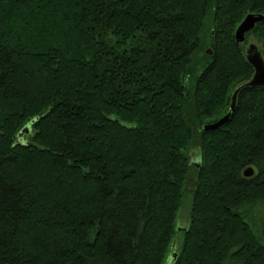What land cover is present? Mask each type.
Masks as SVG:
<instances>
[{
	"label": "trees",
	"instance_id": "16d2710c",
	"mask_svg": "<svg viewBox=\"0 0 264 264\" xmlns=\"http://www.w3.org/2000/svg\"><path fill=\"white\" fill-rule=\"evenodd\" d=\"M264 0H0V264H264ZM24 137V138H23ZM199 147L191 164L188 146ZM250 166L251 176L243 171Z\"/></svg>",
	"mask_w": 264,
	"mask_h": 264
},
{
	"label": "water",
	"instance_id": "95a60500",
	"mask_svg": "<svg viewBox=\"0 0 264 264\" xmlns=\"http://www.w3.org/2000/svg\"><path fill=\"white\" fill-rule=\"evenodd\" d=\"M263 21H264V12L247 13L235 29L234 32L235 40L239 43L243 42L246 39V33L250 32L257 23ZM244 55L246 57L247 62L253 67L252 77L248 81L244 82L243 84L235 88L231 96V104L227 113L220 116L214 121L204 124L203 129L205 131L216 130L230 120L232 112L234 111V107H235L236 95L241 88L264 86V59L260 51L258 50L257 45L253 42H249L244 48ZM252 173H253V169L250 166L246 167L243 171L244 176H251Z\"/></svg>",
	"mask_w": 264,
	"mask_h": 264
},
{
	"label": "rangeland",
	"instance_id": "374dc122",
	"mask_svg": "<svg viewBox=\"0 0 264 264\" xmlns=\"http://www.w3.org/2000/svg\"><path fill=\"white\" fill-rule=\"evenodd\" d=\"M249 42H253L256 45H258L257 39L253 36H249L247 38L245 46ZM187 152H188V158H189V161L191 162V164H198L199 159H200L199 147L196 144L191 143L188 146ZM194 176H195L194 172L191 171L187 177L186 182H185L184 197H183L182 202L178 208L176 218H175V227L177 229V232L173 236V239L169 245L168 254L166 256L167 258L165 259V262L163 264H172V261L175 258L174 255H176L177 251H179V249H180V245H181V242L183 239V236H182V233L180 230L185 229L189 223L191 191L195 187Z\"/></svg>",
	"mask_w": 264,
	"mask_h": 264
}]
</instances>
